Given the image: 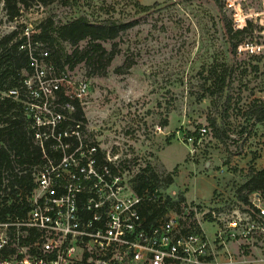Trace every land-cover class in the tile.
Returning a JSON list of instances; mask_svg holds the SVG:
<instances>
[{
	"label": "rangeland",
	"instance_id": "rangeland-1",
	"mask_svg": "<svg viewBox=\"0 0 264 264\" xmlns=\"http://www.w3.org/2000/svg\"><path fill=\"white\" fill-rule=\"evenodd\" d=\"M222 0H82L72 9L55 2L31 5L9 20L0 0V40L11 32L33 31L45 18L55 25L78 16H113L134 23L117 39L103 44L114 58L104 70L80 62L67 70L74 81L86 80L89 91L81 103L82 122L100 145L119 144L131 159L132 172L150 164L171 173L165 194L184 202L176 217L182 224L211 206L234 202L236 188L252 168L264 166V125L246 115L254 101L264 103V55L237 58L231 44L243 39L263 41L259 25L229 40L228 15ZM157 4V6H154ZM139 6L152 7L141 12ZM259 14L261 0L243 11ZM87 42H80L81 52ZM68 53L72 48L66 45ZM223 72V73H222ZM224 74V75H223ZM224 79L223 90L214 89ZM213 92V94H212ZM211 121L222 141L213 137ZM206 134L198 136V130ZM192 136L194 144L186 138ZM200 210V211H199ZM210 229V234L213 229ZM234 264H264V247H230Z\"/></svg>",
	"mask_w": 264,
	"mask_h": 264
},
{
	"label": "built area",
	"instance_id": "built-area-1",
	"mask_svg": "<svg viewBox=\"0 0 264 264\" xmlns=\"http://www.w3.org/2000/svg\"><path fill=\"white\" fill-rule=\"evenodd\" d=\"M222 1L232 34L246 35L253 23L264 37V0L259 14L243 11L251 0ZM32 36L33 31H21L19 47L32 74L22 92L14 88L0 97L23 104L43 162L30 168L33 189L16 202L26 210L0 220V264H234L233 243L264 247V204L258 195L249 205L234 201L194 211L197 220L191 224L176 217L146 223L143 198L129 183L131 159L125 150L100 145L71 118L74 103L81 105L88 94V82L74 81L67 70L57 72ZM261 55L264 39H243L236 46L237 58ZM197 133L202 137L206 129ZM186 141L194 144L192 136ZM4 188L5 183L0 197L7 198L10 189Z\"/></svg>",
	"mask_w": 264,
	"mask_h": 264
},
{
	"label": "trees",
	"instance_id": "trees-1",
	"mask_svg": "<svg viewBox=\"0 0 264 264\" xmlns=\"http://www.w3.org/2000/svg\"><path fill=\"white\" fill-rule=\"evenodd\" d=\"M55 2L75 9L80 6L82 0H3V6L11 21L16 20L21 10H26L33 4L47 6ZM138 8L141 12L152 9L148 6ZM133 27V22L113 16L90 19L82 15L59 25H55L54 18L49 16L39 23L38 32L33 34L32 40L40 43L42 48L48 51L46 61L59 73L72 70L83 61L89 69L92 68V71H103L114 58V52H107L103 44L114 41ZM225 33L229 40L241 35L232 34L228 24ZM23 41V38L17 37L15 31L0 40V94L14 88L22 92L24 80L32 74L26 52L19 50ZM80 42H87L81 52L77 49ZM237 44L238 42L231 44L232 54H235ZM66 45L72 48V53L67 52ZM223 87L224 79L214 80V89L223 90ZM58 98L59 104L64 103L63 97ZM74 107L72 120L83 122L80 105L74 103ZM246 115L253 118L256 123L264 125V103L254 101L247 109ZM29 116L20 101L0 97V188L5 183L4 191L10 189L9 197H0L1 221L7 216L21 215L26 210L25 206L16 202L19 201L20 193L25 195L33 189L30 168L43 162L40 149L32 142ZM210 126L213 137L222 141L217 124L211 121ZM46 153H50L47 145ZM127 169L132 191L143 198L140 211L146 223L166 219L171 212H180V205L184 202L183 196L180 195L174 201L165 194L174 183L171 173L156 170L150 164L136 172ZM252 195H258L264 204V167L248 171L243 183L235 190L234 201L249 205ZM21 202L24 203V199Z\"/></svg>",
	"mask_w": 264,
	"mask_h": 264
},
{
	"label": "crops",
	"instance_id": "crops-1",
	"mask_svg": "<svg viewBox=\"0 0 264 264\" xmlns=\"http://www.w3.org/2000/svg\"><path fill=\"white\" fill-rule=\"evenodd\" d=\"M264 166H262L261 168H263ZM261 168H257V170H259V169H261ZM224 263V261H222V263L221 264H223Z\"/></svg>",
	"mask_w": 264,
	"mask_h": 264
}]
</instances>
